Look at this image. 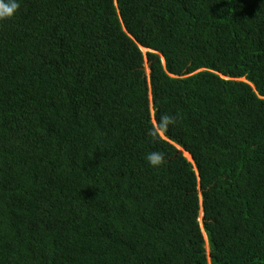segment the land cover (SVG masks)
<instances>
[{
	"label": "trees",
	"instance_id": "16d2710c",
	"mask_svg": "<svg viewBox=\"0 0 264 264\" xmlns=\"http://www.w3.org/2000/svg\"><path fill=\"white\" fill-rule=\"evenodd\" d=\"M0 264H264V0H0Z\"/></svg>",
	"mask_w": 264,
	"mask_h": 264
},
{
	"label": "rangeland",
	"instance_id": "374dc122",
	"mask_svg": "<svg viewBox=\"0 0 264 264\" xmlns=\"http://www.w3.org/2000/svg\"><path fill=\"white\" fill-rule=\"evenodd\" d=\"M146 53H147L146 50L142 51V54H143V55H145ZM145 72H146L147 75H149V69H148L147 64L145 65ZM184 156H185L188 160L191 161L190 156L187 157V154L184 155ZM202 219H203V212L200 211V212H199V222H200V223H202ZM203 237H204V240H205V249H206V253H207V255L209 256V245H208V241H207L206 236H205L204 234H203Z\"/></svg>",
	"mask_w": 264,
	"mask_h": 264
},
{
	"label": "clouds",
	"instance_id": "9594fccd",
	"mask_svg": "<svg viewBox=\"0 0 264 264\" xmlns=\"http://www.w3.org/2000/svg\"><path fill=\"white\" fill-rule=\"evenodd\" d=\"M159 134L163 137V135L161 134V132H159ZM180 152H182V151H180ZM203 234L206 236V234L204 233V231H203ZM206 239H207V236H206Z\"/></svg>",
	"mask_w": 264,
	"mask_h": 264
},
{
	"label": "bare ground",
	"instance_id": "6f19581e",
	"mask_svg": "<svg viewBox=\"0 0 264 264\" xmlns=\"http://www.w3.org/2000/svg\"><path fill=\"white\" fill-rule=\"evenodd\" d=\"M187 157H189V155L187 154Z\"/></svg>",
	"mask_w": 264,
	"mask_h": 264
},
{
	"label": "water",
	"instance_id": "95a60500",
	"mask_svg": "<svg viewBox=\"0 0 264 264\" xmlns=\"http://www.w3.org/2000/svg\"><path fill=\"white\" fill-rule=\"evenodd\" d=\"M148 52V51H147ZM150 52V51H149Z\"/></svg>",
	"mask_w": 264,
	"mask_h": 264
}]
</instances>
